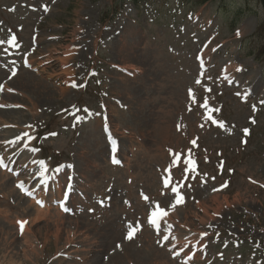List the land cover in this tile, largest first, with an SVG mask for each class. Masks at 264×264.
<instances>
[{"label": "rangeland", "instance_id": "rangeland-1", "mask_svg": "<svg viewBox=\"0 0 264 264\" xmlns=\"http://www.w3.org/2000/svg\"><path fill=\"white\" fill-rule=\"evenodd\" d=\"M121 1L0 0V160L21 158L26 167H0V264H82L76 258L85 254V264H206L213 257L207 239L215 237L228 252L211 264H264V38H252L264 24L263 4ZM199 99L201 111L186 112ZM76 105L110 107L124 147L138 145L111 193L117 208L106 210L105 196L99 213L64 212L59 201L70 199L74 178L50 194L59 173L53 162H75L83 173L90 157L91 178L100 176L101 121L69 120L64 111ZM196 147L210 149L213 160L195 185L181 188L173 178ZM24 179L27 191L16 186ZM156 209L163 214L153 227L148 216ZM110 213L123 233L140 226L145 249L110 254L121 239L105 235L114 236V226L105 229ZM20 220L28 221L22 235ZM92 232L95 250L87 240L94 234L86 237ZM191 249L201 252L196 261Z\"/></svg>", "mask_w": 264, "mask_h": 264}, {"label": "snow or ice", "instance_id": "snow-or-ice-1", "mask_svg": "<svg viewBox=\"0 0 264 264\" xmlns=\"http://www.w3.org/2000/svg\"><path fill=\"white\" fill-rule=\"evenodd\" d=\"M239 34V33H238ZM10 91H11V89H10ZM239 94V93H238ZM261 104H264V100H262L261 101ZM85 111H87V110H85ZM253 122H255V121H253ZM245 132H247V129H245ZM111 142L113 143V144H115L116 143V141L113 139V140H111ZM194 143V142H193ZM113 163H119V160H117V159H113ZM41 164L43 165V161H41ZM0 167H6V165H4V163H3V161L2 160H0ZM62 167H72L71 165H66V166H62ZM71 176H69V181H71ZM213 179H215V177H213ZM253 183H255V181H253ZM20 188H23V183H21L20 185H18ZM69 187L71 188V184L69 185ZM222 187H227V182H225L224 183V185H222ZM261 187H264V185H261ZM214 190H218V189H214ZM28 195H31V193H28ZM145 199H147V197H145ZM37 203L38 204H40L41 206H43V201H40V200H38L37 201ZM101 203H102V201H101ZM62 207H64V210L65 211H67L68 209H67V207L65 206V205H61ZM164 214H166V213H164ZM154 216L156 215V213H154L153 214ZM151 223H155V220H152V221H150ZM18 223V225H19V230H20V233H21V235L23 234V232H24V230H25V226L28 224V221L27 220H20V221H18L17 222ZM134 231H136V229H132V231H129V233H128V236H127V238L128 239H131L132 238V235H133V232ZM163 239H165V240H167L168 239V237L167 236H164L163 237ZM117 247H120L119 245H117Z\"/></svg>", "mask_w": 264, "mask_h": 264}, {"label": "trees", "instance_id": "trees-1", "mask_svg": "<svg viewBox=\"0 0 264 264\" xmlns=\"http://www.w3.org/2000/svg\"><path fill=\"white\" fill-rule=\"evenodd\" d=\"M132 1L137 2V3L141 2V0H132ZM208 1H210V0H192V3H193V5H202ZM260 2L264 6V0H260ZM219 4H221V5L223 4V6H225L227 4V0H219ZM256 37L264 38V24H262L259 27L258 31L256 32V34L252 38L255 39Z\"/></svg>", "mask_w": 264, "mask_h": 264}]
</instances>
